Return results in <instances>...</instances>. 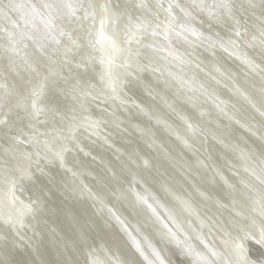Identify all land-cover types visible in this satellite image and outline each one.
Wrapping results in <instances>:
<instances>
[{"label": "water", "instance_id": "obj_1", "mask_svg": "<svg viewBox=\"0 0 264 264\" xmlns=\"http://www.w3.org/2000/svg\"><path fill=\"white\" fill-rule=\"evenodd\" d=\"M237 32L240 33L239 36H237ZM262 32H264V0H20L18 2L16 0H0V39H4V52L6 50L10 51L16 57L24 59L31 56L38 57L39 55H42V57L46 55L48 57L49 54L47 59L44 57L41 58V70L36 71L40 75V80L36 79L33 81L35 83L25 90L20 101L30 104L33 89L40 90L41 86H43L44 90H42L40 97L41 105L46 104L45 98L49 96H47V92L54 94L52 92L53 88H58L57 95L63 99H73V104H70L72 109L68 116L69 121L64 125L57 123V127L63 129V132L60 133L61 136L69 137L75 135L77 128H86L88 129V134L92 136H90L92 141L93 139L100 140L102 149L100 154L105 155V157L111 153L116 156V160H121L123 158L119 156V153L126 155V157L138 155L139 153L132 148H130V156L129 152L124 154L122 152L123 149L111 141L112 138H115L114 134L117 137H122V140H126V137L124 134H120V132L116 133L114 130L109 131V127H104L101 124L100 115L98 116L94 111L95 109H99L101 110V115L105 113L114 115L116 117L115 122L121 123L123 127L120 131L122 133L129 131L131 137L133 135L132 139L141 143L145 155L154 158L157 162L169 159L175 169L174 173L178 167L176 163L178 161L185 162L186 159L181 156V150L179 148H176L177 153L170 146L177 144L186 148L192 146L194 143L196 150L191 153H196L194 156L196 159H190L188 163L196 167V171L207 176L205 178L210 179L211 175L207 173L203 164L200 163V166L197 161L200 157L198 154L208 159L211 158L210 160L214 162L212 163V172L217 174L220 181L227 187V191L222 192L219 190L217 194L229 203L232 201L239 212H249V214L259 220L260 218L253 214L235 196L233 189L230 187L231 185H235L236 189L242 191L238 186L239 184L229 176L231 173L225 172L219 162H217L219 158H224V155L212 147L214 150H212L213 153H208L206 149L207 135L215 139L219 137L218 142L220 145L227 138L229 144L235 148L236 154L242 156L243 159H245L244 156H247L251 150L254 154L257 153V157L264 161V158L258 153L259 151H257L256 147L252 144L250 145V142L247 141L248 139L252 141V137L249 134H245L247 140L244 143L242 142L244 140L239 139L241 133L243 135L244 132L236 130V132L231 131V133H228L223 127L228 126L226 124L222 126L218 124L216 129H210L207 126L205 127L206 121L204 119L200 122L197 121L195 125L187 123L188 118L184 114H181V111L180 113L177 111V108H180V106L184 108L182 105L179 106L175 102L169 106L170 103L167 102L170 97L169 94L164 95L163 99L166 100L165 106H169L171 110H166V112L157 111V114L154 113V110L150 109L146 104L144 96L147 93L144 88L142 90L140 84L143 82L144 77L138 74V68L134 64H131L130 60L133 57V59L148 66V72H153L157 70L152 64L154 58L149 54L146 56L144 54L150 49L153 51H162L163 54L166 52L170 58V73L177 81H180L184 76L189 77L187 79L188 81L190 79L192 80L193 76L207 83L208 80H211V77H213V80H221L231 91L241 94L240 96L243 98L242 107L238 105L237 107L239 109L241 108V112L245 113L243 114L244 118L249 121L247 127L254 134H257L259 140L264 143V98L252 86H249V92L241 90L240 84L236 80L235 82L232 74L228 72L229 69L234 71L233 73L237 75L236 77H240L243 80L244 78L241 76L242 71H247L260 78L262 80L260 84L264 87V40L261 39ZM145 38L151 41L149 42L151 44L150 46L145 45V41H143ZM55 45L58 47H54ZM46 49L48 54L45 53ZM51 49L57 51L56 57L50 54ZM85 56L91 57V63L87 67H84L81 63ZM113 57L115 58L116 66L112 70L120 74L116 93H112L107 88L108 78L106 74L110 70V58ZM4 67L7 66L4 64ZM243 67L244 69H242ZM4 72L8 76L10 75L7 68H4ZM89 73L92 75L93 83L86 80L87 74ZM101 77H103V80ZM199 80L198 83H200ZM78 81L79 85H77ZM195 83L193 82V85ZM93 84L99 86V88L92 86ZM73 85H77L75 90H73ZM80 85H88L89 87H81ZM154 85L155 83L150 82V93L155 96L158 93L151 89ZM45 89H50V91L45 92ZM86 92H91L90 100L86 102L94 108L93 111L80 115L77 105L81 104V97ZM211 96L214 98L213 95ZM223 96L227 98V101L221 95L219 98L215 97L216 106H208L202 100H198L197 104L189 101L187 105L197 108L201 115H215L216 118L224 120V115L220 114V107L227 109L225 104L228 102L231 104L237 103L226 92H223ZM131 102L137 107L139 115L148 119L150 123L145 122L144 118L137 116L130 117L129 113L119 110L121 108L125 109V105L131 104ZM189 108L191 109V107ZM73 109H75V112L72 111ZM11 111V116H8V113L4 116V120L8 124L0 125V147L1 145L4 146V150L1 153L2 156H0V169L2 167L1 158L3 156L4 159L7 157V160H4L6 167L10 169L12 166L19 165L24 169V172H29L31 176H34L36 172L33 169L32 162H30L33 154L37 153L35 158L45 166L50 161H55L57 169L66 178L65 180L71 188V193L74 196V201L78 208L67 207V204L63 205L58 196L54 194L53 198L51 200L49 199V201L50 205L53 204L57 210L50 209L49 212L53 214V216H50L54 223L53 228L59 233L61 238L59 235L58 237H54L52 234L53 237H48L46 242L40 241V244H38L37 240V245L34 246L31 244L33 239L32 233L26 228L25 223L23 227H18L15 233H18V236L24 242L31 244V248L29 247L31 252L36 256L37 261H41L43 264H59V260L61 259H67L70 264H81L79 260L85 264L80 257L81 254H85L92 264H104L100 256L101 254H105L108 257L111 256L115 261L119 259L116 258L117 253L114 254L111 247L113 245L111 244L112 242H103L101 240L102 243L99 241L97 244L98 248L96 249L91 245L92 242H89L88 235L90 233L88 234L86 230L82 232L83 222H92V219L94 220L92 222L94 229L99 228V223L95 221L98 217L95 216H103L104 211H97L99 209L97 207H92L91 211L87 209V202L92 199V196L86 190L88 185L81 178L75 181L77 175L73 176V173H76L77 169L74 168L75 166L67 165L68 162L64 160L66 152L63 157V167H61L59 160L52 155L53 152L59 150L62 141L56 140L51 144L52 152L45 156L43 144L39 148L29 144L23 136L18 135L15 131L17 125L23 124L26 126L29 123L25 118L24 109L14 107ZM230 112L232 113V111ZM70 115L75 116V121L71 120ZM234 115L233 118L241 119L240 116ZM38 119L43 121L45 116H40ZM0 120H3L2 117ZM153 124L162 129L163 134L156 135L149 132L150 128L148 127ZM244 124L246 125L245 121ZM8 125L12 126L11 131H9ZM37 127L42 132H48L51 124L38 123ZM106 133L108 134L107 136ZM164 134L169 135V137L171 136L174 141L171 144H166ZM190 135L194 136L189 137ZM195 137L197 139L196 141ZM49 138H51V134ZM38 139L42 140L43 137H38ZM70 140L76 144L74 148L77 156L79 158L83 156L81 151L84 149H80L81 146L77 142L79 141L78 139H65L63 143L68 147V141ZM112 147L116 151H112ZM224 149L226 150L227 148L225 147ZM85 153L87 158L88 153L86 151ZM88 156L91 157V155ZM34 159L31 161H36ZM120 164L122 165H120L121 169H123V161ZM138 165L141 169L144 168V162ZM10 172L14 173L15 171L10 170ZM174 173H171V175H175ZM183 175L189 177L185 172H183ZM166 176L172 179L170 173L166 174ZM174 184L175 182H173ZM76 185L79 190L74 189ZM211 187L213 188L215 186L212 185ZM6 188L7 186H5L4 190ZM163 189L161 188V190ZM179 189V193L183 195L177 194L178 197H184V194H186L185 189ZM121 190L125 191L122 194L127 198L126 194H128L127 191L129 190L127 184H123ZM90 191L93 196L97 197V193L93 189H90ZM170 193L167 190L169 197ZM143 196L145 199H155L160 207H162V203L167 206L169 205V202H163L155 192L149 194L143 192ZM95 200L99 203L101 202L99 198ZM150 200L147 204H144L149 205L151 203ZM179 202L177 200L176 203ZM103 203L106 205L104 201ZM132 204L133 207H137L139 201L134 200ZM169 206L166 208L167 211L164 212L171 213ZM79 211L81 212V216L78 213ZM153 218V220L148 218L149 224L156 230L157 238L162 239V233L157 232L161 231L160 229L164 231V228L156 220L154 215ZM104 225H106L105 228L101 229L104 236L106 235L108 237L111 235L114 237L117 235L116 231L113 230V232L112 229H109L112 227L108 222ZM205 227V225H202V230ZM90 230L93 231L92 229ZM123 231L125 232L126 241L130 244L131 249L130 251V249L124 248L127 252L133 253L132 249L137 251L133 243V240H135L139 243L145 254L148 256L151 254L152 250L149 248V244L154 246L153 239L148 237L142 229L141 231L137 230V232L133 233L131 229L126 227ZM91 235L92 233L90 237ZM78 236H81V240L78 239ZM56 239L61 240L59 248L57 249L53 247ZM85 239L87 243H85ZM62 240L65 241L62 242ZM164 241L168 245L169 241L165 238ZM119 242L122 246L120 237ZM49 244L54 250L55 255L53 256L48 253L51 251L47 248ZM171 246L176 249L179 248L174 244ZM252 246L260 245L257 239L254 237L252 239V236H250L245 247L248 249L249 258L251 259V255H253L256 260L260 250H257L256 253L254 250L255 254H251V251H253ZM206 247L212 246L209 243ZM192 248L195 256H197L196 253H199L200 256L198 258L201 260L206 258L201 249L194 246ZM178 250L183 255L180 256L185 258V253L180 248ZM137 253L140 259L143 260L141 264H147V261L144 260L138 251ZM177 254L176 256L179 259ZM185 256L189 257L190 255L185 254ZM222 256L213 259L214 264H223V259L226 256ZM150 257L149 259L151 260ZM20 260L21 258L14 257L13 259L4 261L6 264H18L17 261ZM164 260L166 263L169 262L165 258ZM196 261L199 263L198 260H194L190 264H197Z\"/></svg>", "mask_w": 264, "mask_h": 264}, {"label": "bare ground", "instance_id": "obj_2", "mask_svg": "<svg viewBox=\"0 0 264 264\" xmlns=\"http://www.w3.org/2000/svg\"><path fill=\"white\" fill-rule=\"evenodd\" d=\"M18 1L20 0H16V2ZM143 41H145L146 46L151 45L149 44V42L151 41L147 40V38H145ZM3 43L4 39H0V119L2 117V119L4 120V116L7 115V113L8 116H11V110L16 107L17 101L22 100L21 98L25 90L28 89L30 85L32 86V84L35 83L33 81H35L36 79L40 80V75L39 73H36V71L41 70V58L44 57L45 59H47L49 57V54L47 53L46 49L45 53L48 54V57H46V55L43 57L42 55H39L38 57L31 56L27 58V60L21 57H16L14 54H11L10 51L6 50L4 52ZM54 47L58 46L55 45ZM160 52L150 49L144 54V56H146L147 54L153 56L154 59L152 61V64L153 66H155V68H157V70H154L153 72H148L149 67L144 65L140 61L133 59V57H131L130 60L131 64H134L135 67L138 68V74L144 77L143 82H141L140 84L142 90L144 88L145 92L147 93V95H145L144 97L149 108L154 110V113H156L157 111L166 112V110H171L169 106L176 102L179 104V106L182 105V107H184L181 108L180 106V108H177V111L179 113L181 111V114H184L185 117L188 118L186 122L189 124L195 125L197 121L200 122L203 119L206 121L205 127L207 126L210 129H216V127H218V124L221 126L226 124L228 126L223 127L225 128V130H227L228 133H231V131L236 132V130L244 132L243 135L241 133V136H239V139L244 140L242 141L244 143L247 140L245 134H249L253 140L250 141L248 139L247 141L250 142V145L252 144L254 147H256L257 151H259L258 153H260V155L264 158V143L259 140L257 134H254L253 131L250 130L249 127H247V123H249V121L244 118L243 114L245 113L241 112L242 109H239L237 107V105L242 107L243 98L242 96H240L241 94L231 91L221 80H213V77H211V80H208V83L199 80L196 76H193L192 80L190 79L189 81L187 80L189 78L188 76H184L181 80L179 79L180 81H177L170 73V58L167 56L166 52L164 54L162 51ZM50 54H53V56L56 57L57 51L51 49ZM4 64L7 67H4ZM4 68L8 69L10 73L9 76L4 72ZM242 69H244V67ZM229 70L228 72L232 74L234 81L236 80L237 83L240 84L241 90L249 92V86H252L257 90V93L264 98V87L260 84V81H262L260 78L243 70L241 76L244 79L242 80L240 77H236L237 75L233 73L234 71ZM86 80L90 83H93L91 73L87 74ZM149 80H151V83H155L154 87L151 88L155 90L156 93H158L155 96L153 94L151 95L150 93ZM198 80L200 83H198ZM191 81L196 83L193 85V82ZM92 86H95V84H93ZM95 87L99 88V86ZM215 87H217L218 89ZM57 89H52V92H54V94L51 92H47V96H49L45 98V103L47 104L50 102H56L64 111L70 114L72 109L70 104H73V99H63L62 97L57 95ZM48 90L50 91V89H45V92ZM62 91H64V89H62ZM223 92H226L228 96L235 100V102L237 103L231 104L230 102H228L227 104H225L227 109L229 110L222 109L220 107V114L224 115V120L216 118L215 115H201L197 108L187 105V102L189 101L197 104L198 100H202L208 106H216V102L214 100L215 97L219 98L221 95L223 99H227L225 97V94V96H223ZM166 94L170 95L169 99L167 100V102L170 103L169 106H165L166 100L163 99V96ZM90 95L91 92L84 93L81 97V104L77 105L75 103L78 107L80 115L93 111L94 107H91L86 102H89ZM211 95H213L214 98ZM167 107L169 108L167 109ZM189 107H191V109ZM119 110L129 113L130 117L137 116L144 118L139 115V111L137 110V107L133 104V102H131V104L125 105V109L121 108ZM94 111L98 116L100 115L101 124L104 127H109V131L114 130L116 131V133L120 132V134H124L126 140H122V137H117V135L115 134V138L111 139V141L117 144L119 148L121 147V149H123L122 152H124V154L126 152H129L130 156V148L139 153L136 156H131V158L136 161V164L130 163V157H126V155H122L121 153H119V156L123 158L121 160H116V156L111 153L105 157V155L100 154V151L102 150L100 146V140L93 139L92 141L90 139L91 135L88 134L89 132H87L88 129L86 128H84L85 130L77 128V132L74 131L75 138L79 140L77 142L81 146L80 149H84L83 151H81L83 156H80L79 158L74 148L76 147V144L72 140L68 141L69 150L66 151L64 160L68 162V166H75L74 168L77 169V178L75 181L81 178V180H83L85 184L88 185L87 190L93 189L97 193V197L101 201H104L106 203V205H104V203L101 204V202L99 203L93 198L90 201L88 200L87 209L91 211L92 207H97L99 209L103 208L104 217L95 216L98 217L95 221H97V223H99L98 226H100L97 229H94V226L92 224V222L94 221L93 219L92 222H83L84 226L82 227V232L86 230L88 231V234L92 233V238L89 234L88 239L89 242H92L91 245L96 249L98 248L97 244L99 243V241L101 242V240H103V242H112L111 244L113 245H111V247L114 251V254L117 253L116 258L119 259H116V262L115 259H112L111 256L108 257L105 254H101L100 256L102 262L104 264H141L143 260L140 259L139 254L137 253V251H135V249H132L133 253H129L125 250L126 248L130 249V244L127 243V238L125 237V232L123 231V229H126L127 227L131 229L133 233L137 232V230L141 231L142 229L148 237L153 239L154 247L159 250L162 257L165 258L167 262L169 261L166 264H190V262H193L194 260L199 261V263L196 261L197 264H207V260H213L216 258L211 256L212 250H215L220 254V256L225 255L230 264H243V260L241 259L240 255L236 254L235 250L231 247L232 241L236 236H240L244 240L246 245L250 236H252V239L253 237L257 239V236L254 234V230L249 227V224L250 220H255V232H258L261 226L260 220L256 219L255 216L253 217L251 214H249V212H239L232 201L231 203H229L227 200H223L217 194L219 190L222 192L227 191V187L220 181L219 176L212 172V163H214L213 160H210L211 158L208 159L207 157L198 154L200 157L197 162L199 163V165L200 163H202L207 173L211 175L210 179L205 178L207 176H204L199 171H196V167H194L191 163H188V160L195 158L194 156L196 153H191L195 152L196 150L194 148L195 144L193 143L192 146L186 148L184 146L181 147V145L174 144L170 146L172 150L177 152L176 148H179L181 150V156L186 159L185 162L178 161L176 163L178 166L176 170L178 172L175 171L174 173L175 169L173 168V164L170 163L169 159H167L166 161L160 160L161 162H157V160L155 161L154 158H150L148 155L144 154L141 143L132 139L133 135L131 137V133L129 131H124L125 133H122V131L120 130L123 127L121 126V123L115 122L116 117L114 115L108 113L101 115L102 113L99 109H95ZM230 111H232V113ZM234 114L240 116L241 119L233 118L235 116ZM47 118L51 120V113L47 114ZM144 119L145 122H149L148 119ZM68 121V117H65V119H63L62 121L58 120L57 123L64 125ZM244 121L246 122V125L244 124ZM148 128H150L149 132H151L152 134H163L162 129L156 127V125L154 124L149 125ZM204 129L206 130V128ZM107 135L108 134L106 133V136ZM164 135V141L166 142V144H171L174 141L171 136L169 137V135L167 134ZM193 136L194 135H190L189 137ZM196 140L197 139L195 137V141ZM218 141L219 137L215 139L214 137H208L207 135V152L213 153L214 150L212 148H214L222 153L224 155V158H219L217 162H219L220 166L225 172L229 174L231 173L229 176L239 184L238 186L242 190V192L251 195L253 199H255L260 204L261 208L264 209V197H262L250 183V181L255 180V177L252 176L253 170L257 173V175L261 173V170H264L263 159L258 158V154H254V152L251 150L247 156H244L245 159H243L242 156L236 154L237 152L235 148L229 144V140L227 138L224 142L221 143L222 145H220ZM3 147L4 146L2 145L0 147V156H2L1 153L4 150ZM225 147L227 148L226 150L224 149ZM111 150L116 151L113 147L111 148ZM16 151L17 153H19L18 150ZM85 151L88 153V155H91V157L87 155L86 158ZM36 154L37 153L33 154V157L30 159V162H32L34 166L33 169L36 170L35 175L32 176L31 180H23V187H21L20 185L17 186V195H19L20 198L25 201V203H33L35 208L34 217L33 215H28L24 218L26 228L32 233L33 239L31 244H33L34 246L37 245V240L38 244H40V241L46 242V239L48 237H58L59 235V233L53 228L54 223L50 218V216H53V214L52 212H49L50 209L55 211L57 210L56 208H54L53 204L50 205L49 201V199L51 200L53 198L54 194L58 196L63 205L67 204V207L70 206L75 209L77 208L74 201V196L71 193V188L65 180L66 178L61 175L59 170L57 169L55 161H50V163L45 166L35 158ZM6 155H8V153H6ZM1 159L2 167L0 169V189H4L5 186H7V181L12 177H16L17 179L21 178L24 169L15 164H12L15 165V167L12 166L9 169L4 165V160H7V157L6 159H4L3 156ZM33 159L36 161H31ZM121 161H123L124 164L123 169H121ZM145 161H147V166H145ZM142 162H144L143 169L137 166ZM194 163L197 164L196 162ZM246 168L249 169V171H245ZM10 170L15 172L11 173ZM183 172L188 174L189 177L183 175ZM168 173H170L172 179L166 176V174ZM171 173H174L175 175H171ZM173 182H175L174 185ZM123 184H127L129 189H134V193L129 190L127 191V198L122 194L125 192L124 190H121V186ZM212 185H214L215 187L212 188ZM161 188H164V191L161 190ZM179 188L185 189L186 194H184V197H178L177 194H180ZM74 189H78L77 185L74 187ZM149 190H151L152 193L155 192L163 202H169L170 206H168L170 208L169 210L171 214L176 218L177 223L183 229V233H177L180 240L184 241V243L187 245L190 244L191 246L201 249L206 258H203V260H201L200 258H198V256H195V253L191 254V257H187L184 254L185 258H183V255L178 250L179 248L176 249L171 246L172 244L176 245L175 241L168 242V245L165 244V229L164 231L160 229L161 231L157 232H161L163 238H157L156 230L153 229V226H150L149 224L148 218L152 220L154 218L152 212H149L150 209L148 208V206L141 201H139L137 207L132 206V201L137 200L135 193H138L140 196L144 197L143 192L149 194L151 193L149 192ZM167 190L172 193H170V197L167 194ZM113 193L116 194L114 195ZM121 196L123 198H120ZM146 200L148 203L150 199ZM177 200H179L180 202L176 203ZM234 200L237 201L236 199ZM150 201V205L155 208L159 216L169 224V227H173L171 222L168 221L169 213L164 212V209H166L168 206L162 203V207H164L162 208L160 207V205H158L155 199H151ZM109 208H111L115 212V214L120 217V220L123 221V226H121V224L118 223L109 214ZM78 213L81 216V212L79 211ZM106 222H108L112 227L108 228L112 229V231H116L117 235H115L114 237H112L111 235H109L108 237L106 235H103L101 229L105 228L106 225L104 224ZM202 225L206 226L204 230H202ZM239 225H242V227H240ZM90 229H92L93 231H91ZM173 230L175 231L174 227ZM184 233L187 234V238L185 237ZM0 237H2L0 238V264H6L4 260H10L14 257L21 258L20 261H17L18 264H43L41 261H37L36 256H34L31 252V244L24 242L18 236V234L15 233V230H13V228L9 225L4 224L2 220H0ZM119 237L121 238V242L123 244L122 246L120 245ZM78 239L81 240V236H78ZM63 241L65 240H62V242ZM225 241H228V244H225ZM60 242V239H56V241H54L53 243V247H55L56 249L59 248ZM208 242L212 247H206L209 244ZM47 248L48 250H51L48 252L50 255H55L54 250L50 244L47 245ZM252 249L253 251H251V254L254 253V250L255 253L257 252V250H261V246H252ZM217 250L220 252H218ZM176 253H178L177 255L179 256L180 260L177 258ZM151 255L152 254H150L149 257ZM80 257L83 259V262L85 264H92L85 254H81ZM251 257L252 260H255L253 255H251ZM150 258L151 260H154L153 256H151ZM79 262L83 264L80 260ZM59 264L70 263L67 259H61L59 260Z\"/></svg>", "mask_w": 264, "mask_h": 264}, {"label": "snow or ice", "instance_id": "obj_3", "mask_svg": "<svg viewBox=\"0 0 264 264\" xmlns=\"http://www.w3.org/2000/svg\"><path fill=\"white\" fill-rule=\"evenodd\" d=\"M225 7L227 6L225 5ZM239 35L240 33L237 32V36ZM261 39L264 40V32L261 33ZM81 63L84 67H87L91 63V57L85 56V58ZM115 66H116L115 58L114 57L110 58L109 61L110 70L106 75L108 78L107 88L112 93H116L117 85L120 80V74L112 70ZM101 79L103 80V77H101ZM77 85H79V81L77 82ZM77 85H73V90H75ZM80 86L89 87L88 85H80ZM42 90H43V86H41L40 90L33 89L30 97V104L25 103L23 101H17L16 107L24 109L25 118L29 121V123L26 126L23 124L17 125L15 131L17 132L18 135L23 136L29 144H32L38 148L41 146V144H43V150L45 152V156H47L48 153L52 152L50 145L53 144L56 140H61L62 142L60 143L59 150L53 152L52 155L54 156V158L59 160L61 167H63L64 153L69 150L67 145L63 143V141L65 139L74 140L75 136L74 135H71L69 137L61 136L60 133L63 132V129H59L57 127V121L58 120L62 121L63 119H65V117L69 116V113L64 111L56 102H50L41 105L40 97L42 94ZM74 99H76V97H74ZM72 111L75 112V109H73ZM48 113H51L50 121L47 118ZM40 116H45V119L43 121H40L38 119V117ZM70 118L72 121H75L74 115L71 116ZM38 123H43V124L50 123L51 127L49 128L48 132H42L37 127ZM7 124L8 122L6 120H0V125H7ZM8 126H9V131H11L12 126L11 125ZM189 127H191V125H189ZM50 134H51V138H49ZM38 137H43V139L40 140L38 139ZM129 161L132 164H136V161L133 160L131 157L129 158ZM145 166H147V161H145ZM69 171L71 170L69 169ZM245 171H249V169L246 168ZM75 175L77 174L73 173V176ZM252 176L255 177L254 181H250L252 187L262 197H264V170H261V173L259 175H257V173L253 170ZM25 179L27 180L32 179L31 174L27 171L22 173V176L19 179H17L16 177H12L10 180H8L6 190L0 189V220H2L4 224L11 226L13 230H16L18 227H23L24 218L28 215H33L34 217V213H35V208L33 203H25V201L22 200L19 195H17V186L20 185L21 187H23L22 181ZM230 187L233 189L235 196L238 197L242 201V203L251 210L253 214L257 215L260 218V225H261L260 230L258 232H255L256 221L250 220L249 227L254 230V234L257 236V240L259 242V245L261 246V250L255 261L249 258L248 249L245 247V242L240 236H236L234 238L231 247L235 250L236 253L240 255L241 259L243 260V264H264V209H262L260 204L251 196H249L247 193L236 189L235 185H231ZM87 191L88 194L92 196L93 199H98L97 197L93 196L90 190ZM129 191L134 193V189H129ZM113 194L115 195L116 193ZM135 195L138 201L147 204V200L144 197L140 196L138 193H135ZM120 198L123 197L121 196ZM102 203L103 201H101V204ZM147 206L151 210L153 215L156 217V220L166 230L164 233L165 239L169 242L175 241L176 245L180 248L181 251H183L185 254L191 255L193 253L192 246L185 244L184 241L180 240V238L177 235L178 232L183 233V229L177 223L176 218L173 215H171V213H169L168 221L171 222V224L175 228L174 231L173 227H169V224L165 222V220L161 218L158 213H156V210L155 208L152 207V205L149 204ZM97 211H103V208L97 209ZM165 211H167V209H165ZM108 212L118 223L121 224V226H123V221L120 220V217L117 216L111 208L108 209ZM239 226L242 227V225ZM184 235L187 238V234L184 233ZM85 243H87L86 239H85ZM133 243L137 251L140 253V255L144 258L145 261H147V264H166V261L162 257L159 250L156 249L151 244H149V248H151L152 250L151 254L154 257V260L149 259V256L145 254L144 250L140 247L138 242L133 240ZM225 244H228V241H225ZM196 255L200 256L199 253H196ZM211 256L218 257L220 256V254L217 253L215 250H212ZM207 264H214V262L212 260H209L207 261ZM223 264H230V262L228 259L225 258L223 259Z\"/></svg>", "mask_w": 264, "mask_h": 264}]
</instances>
